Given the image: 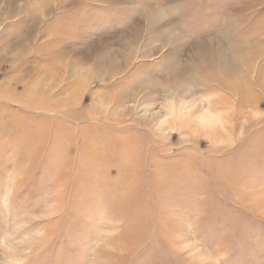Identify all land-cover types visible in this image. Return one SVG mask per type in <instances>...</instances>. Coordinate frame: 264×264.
<instances>
[{
	"label": "rangeland",
	"instance_id": "obj_1",
	"mask_svg": "<svg viewBox=\"0 0 264 264\" xmlns=\"http://www.w3.org/2000/svg\"><path fill=\"white\" fill-rule=\"evenodd\" d=\"M0 264H264V0H0Z\"/></svg>",
	"mask_w": 264,
	"mask_h": 264
}]
</instances>
